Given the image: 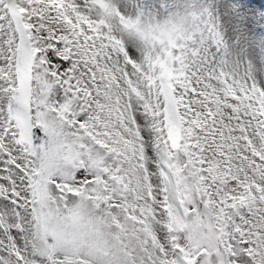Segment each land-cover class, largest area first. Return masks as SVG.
Wrapping results in <instances>:
<instances>
[{
	"label": "snow or ice",
	"instance_id": "1",
	"mask_svg": "<svg viewBox=\"0 0 264 264\" xmlns=\"http://www.w3.org/2000/svg\"><path fill=\"white\" fill-rule=\"evenodd\" d=\"M227 23L0 0V264H264V56Z\"/></svg>",
	"mask_w": 264,
	"mask_h": 264
},
{
	"label": "rangeland",
	"instance_id": "2",
	"mask_svg": "<svg viewBox=\"0 0 264 264\" xmlns=\"http://www.w3.org/2000/svg\"><path fill=\"white\" fill-rule=\"evenodd\" d=\"M160 0H150L149 5L158 9ZM167 5V11H184L186 8L201 7L210 10L221 21L228 17V23L223 25L224 39L230 52L244 49L248 54L240 59L238 71L241 75L246 73L249 63L255 65L264 51L259 46L249 47L250 41L257 45L264 38V1L263 0H162ZM164 15V14H162ZM208 59L214 60L217 65L224 64L227 59L223 50L215 46L208 51ZM231 59L236 60L233 56ZM231 70V69H228Z\"/></svg>",
	"mask_w": 264,
	"mask_h": 264
}]
</instances>
